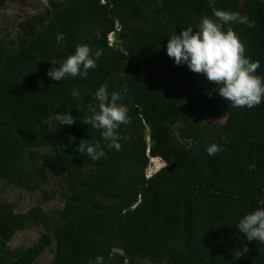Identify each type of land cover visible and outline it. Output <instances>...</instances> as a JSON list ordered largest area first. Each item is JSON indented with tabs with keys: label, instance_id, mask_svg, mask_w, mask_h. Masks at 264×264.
<instances>
[{
	"label": "trees",
	"instance_id": "trees-1",
	"mask_svg": "<svg viewBox=\"0 0 264 264\" xmlns=\"http://www.w3.org/2000/svg\"><path fill=\"white\" fill-rule=\"evenodd\" d=\"M46 1L18 37L0 38V183L40 200L26 211L0 200V264H34L51 248L47 264H264V243L236 227L264 198V103L230 107L215 82L166 54L171 34L213 9L234 11L254 24L231 27L264 75V0ZM57 33H66L59 44ZM78 44L102 51L97 67L49 77ZM101 85L124 93L130 122L119 131L129 139L94 161L78 145L105 144L82 121ZM69 109L76 122L60 127L55 114ZM52 200L62 206L47 210ZM38 228L28 248L10 246Z\"/></svg>",
	"mask_w": 264,
	"mask_h": 264
},
{
	"label": "clouds",
	"instance_id": "clouds-1",
	"mask_svg": "<svg viewBox=\"0 0 264 264\" xmlns=\"http://www.w3.org/2000/svg\"><path fill=\"white\" fill-rule=\"evenodd\" d=\"M234 23L249 28L254 26L247 16L238 12L213 9L211 17H202L196 28L187 26L179 34H171L166 54L174 58L175 65H186L190 71L202 74L208 82H215L217 87L214 91L230 107L251 109L264 103V75L257 73L260 62L246 54V43L231 27ZM65 36L66 33H57V43H61ZM101 56V50L93 51L88 44H78L74 54L69 55L60 67H52L48 76L59 82L68 77L87 78L89 69L97 67ZM71 95L76 98L81 96L77 89H73ZM123 95L117 90L109 93L107 85H101L96 90L94 99L98 102V109L89 105L91 115L82 121L102 130L105 144L102 145L99 140L86 144L81 140L78 145L81 154H87L94 161L99 160L106 156L105 149L119 151L122 146L120 141L129 139L119 131L121 125L130 122L129 106L123 102ZM55 119L60 127L72 126L76 122L71 109L67 113H56ZM70 139L74 142L76 137ZM219 150L215 144L207 149L209 155H215ZM236 227L240 233L246 234L248 242L258 240L264 243V198L258 200V207L239 219ZM247 251V246H244L235 252V256L239 257ZM88 264H104V258L97 256Z\"/></svg>",
	"mask_w": 264,
	"mask_h": 264
},
{
	"label": "rangeland",
	"instance_id": "rangeland-1",
	"mask_svg": "<svg viewBox=\"0 0 264 264\" xmlns=\"http://www.w3.org/2000/svg\"><path fill=\"white\" fill-rule=\"evenodd\" d=\"M47 6L46 0H30L26 5H20L15 3H8L6 6L0 7V38L7 37L14 39L21 34L19 28V22L40 11H44ZM205 121H216L217 118H205ZM222 121H224L222 119ZM54 180V179H52ZM0 200H8L15 202L18 211H26L30 207L38 204L39 199L35 195H31L28 191L20 188H15L6 183H0ZM60 200H52L48 204H44L47 210L55 207H61ZM41 234V228L31 229L27 231L18 232L10 243L12 248H28L35 243ZM53 248L47 250V252L41 256L34 264H47L53 258Z\"/></svg>",
	"mask_w": 264,
	"mask_h": 264
},
{
	"label": "crops",
	"instance_id": "crops-1",
	"mask_svg": "<svg viewBox=\"0 0 264 264\" xmlns=\"http://www.w3.org/2000/svg\"><path fill=\"white\" fill-rule=\"evenodd\" d=\"M222 119H223L224 121H222ZM226 119H227V118H225V117H224V118H218V120H221L223 123L226 121Z\"/></svg>",
	"mask_w": 264,
	"mask_h": 264
}]
</instances>
